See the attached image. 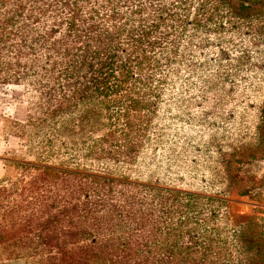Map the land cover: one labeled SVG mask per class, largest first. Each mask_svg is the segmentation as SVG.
<instances>
[{
  "label": "rangeland",
  "instance_id": "obj_1",
  "mask_svg": "<svg viewBox=\"0 0 264 264\" xmlns=\"http://www.w3.org/2000/svg\"><path fill=\"white\" fill-rule=\"evenodd\" d=\"M65 1L0 0V242L33 248L0 246V264L85 257L66 252L90 247L92 239L61 246L53 236L40 239V226H24L34 211L49 215L43 211L50 201L28 205L39 195L32 184L57 181L65 170L224 199L229 226L264 219V0ZM34 3L43 4L40 25L32 24ZM96 11L122 29L143 21V35H114L123 42L118 55L138 53L141 68L126 83L79 86L97 93L89 91L95 98L68 115L76 120L72 152L63 148L71 140L51 125L63 119L57 104L65 70L81 61L82 38L71 45L65 26L42 34L56 30L55 19L77 14L101 23ZM105 149L111 155L86 158Z\"/></svg>",
  "mask_w": 264,
  "mask_h": 264
},
{
  "label": "trees",
  "instance_id": "obj_2",
  "mask_svg": "<svg viewBox=\"0 0 264 264\" xmlns=\"http://www.w3.org/2000/svg\"><path fill=\"white\" fill-rule=\"evenodd\" d=\"M70 3L66 0L62 5L65 7ZM78 5L73 3L71 6L77 8ZM34 6L32 10L38 15L30 18H33L32 24L40 25L42 21L38 16H45L43 4L39 8L36 7L38 3H34ZM81 9L77 11L82 12ZM95 13L98 14L97 11ZM99 16L104 19L101 23L95 15L83 18L77 14L55 19L53 27L56 30L42 34L52 35L65 26L62 35L71 40V45L77 37L82 38L81 61L65 70L63 87L66 92L57 104L63 119L59 124L53 122L51 125L53 134L71 140V147L63 143V148L72 152L76 151L73 145H77L73 139L76 134L71 133L76 120H69L68 115L74 114L82 101L90 102L95 98L89 91L97 93L91 87L83 90L79 86L126 83L132 81L135 70L141 68L138 53H131L125 58L118 55L123 42L114 35H125L126 32L127 35H143V21L137 22V27L132 25L122 29V23L115 18L107 20L106 13ZM26 20L30 21L29 18ZM23 23L33 30L31 23ZM129 24L127 21L126 26ZM68 57L67 54L62 58L67 65L71 64L66 60ZM53 99V96L47 98L51 103ZM85 122L92 124L93 119L85 118ZM57 125H61L58 131L55 128ZM109 155L111 152L105 149L100 153L93 151L86 158L98 160ZM101 174L109 177L87 171L65 170L57 181L40 178L32 184L33 191L39 195L31 197L28 205L37 206L50 201L43 211V215H49L44 220L41 216L35 217V214H39L34 211L30 225L27 221L24 226H40V239L53 236V240H63L61 246L66 242H75V239H92L90 247L66 252L85 257L73 255L69 259L32 264H264V219L250 218L247 223L229 226L224 199L125 183L106 172ZM74 200L77 203L72 204ZM54 202L62 206L54 208L50 205ZM51 209L55 212L49 213ZM218 215L222 218L216 220ZM255 222H259V225H255ZM221 224L228 231L226 236ZM199 228L202 231H196ZM6 242L9 241L0 242L5 251L30 253L33 249ZM3 244L7 246L3 248ZM151 252L153 256H144Z\"/></svg>",
  "mask_w": 264,
  "mask_h": 264
}]
</instances>
